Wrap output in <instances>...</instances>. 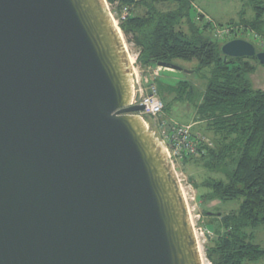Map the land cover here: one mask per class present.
I'll return each instance as SVG.
<instances>
[{
    "label": "water",
    "instance_id": "obj_1",
    "mask_svg": "<svg viewBox=\"0 0 264 264\" xmlns=\"http://www.w3.org/2000/svg\"><path fill=\"white\" fill-rule=\"evenodd\" d=\"M134 83L105 0H0V264H204Z\"/></svg>",
    "mask_w": 264,
    "mask_h": 264
},
{
    "label": "trees",
    "instance_id": "obj_2",
    "mask_svg": "<svg viewBox=\"0 0 264 264\" xmlns=\"http://www.w3.org/2000/svg\"><path fill=\"white\" fill-rule=\"evenodd\" d=\"M108 2L117 4L113 10L117 16L128 9L119 27L138 53L143 69H152L158 63L197 61V72L209 70L196 121L205 124L213 137L209 140L192 132L200 140L199 152L184 156L183 161L185 165H202L217 176L207 178L201 186L195 184L196 190H205L198 197L201 202L240 204L237 210L219 215L212 226L214 237L205 247L206 258L211 264H251L261 260L264 248L254 243L252 233H248L250 228L264 226V91L254 88L250 78L257 70L252 62L261 64L255 58L224 56L223 44L206 35L211 22L201 25L205 21L201 10L195 8L197 15L191 17L195 0ZM254 3V17L243 20L240 26L252 31L256 39L264 40V0ZM184 23L188 30L183 29ZM177 87L180 97L193 92L189 82L182 81Z\"/></svg>",
    "mask_w": 264,
    "mask_h": 264
},
{
    "label": "rangeland",
    "instance_id": "obj_3",
    "mask_svg": "<svg viewBox=\"0 0 264 264\" xmlns=\"http://www.w3.org/2000/svg\"><path fill=\"white\" fill-rule=\"evenodd\" d=\"M107 2V11L114 18L115 26L120 30L130 61L133 64V72L138 75L139 82H135L139 86H145V79L148 78L149 86H156L158 96L164 103L163 112L156 118L147 117L145 120L148 124L149 131L154 134L156 138L163 144L162 133L167 131V127L162 125L168 122L179 125L191 126L194 135L200 137H206L211 140L213 135L206 130L205 124L199 123L197 119V106L200 103L204 89L207 84V77L209 70H203L197 72L198 62H184L175 61L174 64L183 68V71L168 70L164 68H158V66L148 69H143L138 61V53L135 49L127 43V40L120 29V19L122 17L117 16L113 12L114 7L117 4H110ZM254 0H195L194 8L191 12V17L194 18L197 15V10L208 18L201 25L211 22V28L206 35L224 44L228 40L237 36L236 39H244L249 42H253L258 49L264 50V40L256 39L253 37L252 31H246V28L240 26L242 21L252 20L254 17ZM196 8V9H195ZM184 30H188L187 25L184 23ZM264 31V25L262 26ZM222 30L229 32L228 35L220 38L217 37ZM131 64V65H132ZM257 66L256 72L250 76L254 88L264 91V67L252 62ZM144 81H143V80ZM185 81L189 82L193 87V92L190 95H179L178 83ZM134 83V95H136L137 85ZM148 93V86L145 88ZM150 91V89H149ZM164 146V144H163ZM165 147V146H164ZM166 149V147H165ZM175 171L178 179L181 180V188L183 195L185 196L188 206V212L190 222L194 230L196 239L198 241L199 250L202 256L204 264H209L206 258V246L209 240L214 237L212 226L216 225L219 219V215L229 213L232 210L239 208V201L226 202L223 205L219 201H213L209 204L201 202L198 197L203 194L205 190L200 188L196 190L195 184L201 186L202 183L209 177H217L212 172L204 169L199 164H187L185 165L183 158L175 162ZM217 215V216H215ZM248 233H252L253 242L264 248V226H258L256 228L248 229ZM251 264H264V258Z\"/></svg>",
    "mask_w": 264,
    "mask_h": 264
},
{
    "label": "built area",
    "instance_id": "obj_4",
    "mask_svg": "<svg viewBox=\"0 0 264 264\" xmlns=\"http://www.w3.org/2000/svg\"><path fill=\"white\" fill-rule=\"evenodd\" d=\"M106 6H107V2H106ZM200 13L204 14L201 11ZM127 16H128V9L125 8L122 14L120 15V17H122L120 21L125 20ZM203 18L205 20H208V18L205 15ZM112 19L113 21H115L113 17ZM228 34H229L228 31L222 30V33H219L217 37H219L220 39ZM136 56L138 55L136 54ZM132 67H133V64H132ZM158 68H161V67H158ZM134 76H135V82L136 81L139 82L137 78L138 75L135 74V72H134ZM145 82H146L145 86H139L135 83L137 85V88H136V93H135L136 95H134L132 105L133 106L141 105L145 107V111L143 113H140L139 115L146 120L147 117L156 118L160 116L161 113L163 112L164 103L162 102L160 97L157 95L158 94L157 87L149 86L148 78L145 79ZM147 86H148V93L146 92V89H145ZM162 126L164 128L167 127L166 129L167 131H164L162 133L163 144L166 147L168 158L171 161L174 168H175V162L178 161L179 159H182L184 156H194L198 154L199 152L198 144L200 140H197L196 138H194L192 134L191 126L179 125V124L170 123V122H168L167 125L166 123H164ZM179 182H180V185H182L180 178H179ZM209 264L211 263L209 262Z\"/></svg>",
    "mask_w": 264,
    "mask_h": 264
}]
</instances>
